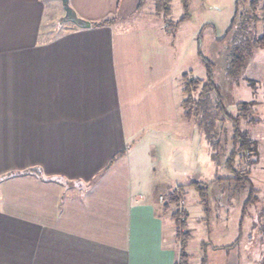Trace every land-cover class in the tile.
<instances>
[{"label": "crops", "instance_id": "obj_1", "mask_svg": "<svg viewBox=\"0 0 264 264\" xmlns=\"http://www.w3.org/2000/svg\"><path fill=\"white\" fill-rule=\"evenodd\" d=\"M67 2L89 27H66L61 0H0V176L46 178L0 181V264H174L154 185L165 154L192 161L175 33L153 0ZM244 70L264 105V48ZM176 124L189 144L164 141Z\"/></svg>", "mask_w": 264, "mask_h": 264}, {"label": "rangeland", "instance_id": "obj_2", "mask_svg": "<svg viewBox=\"0 0 264 264\" xmlns=\"http://www.w3.org/2000/svg\"><path fill=\"white\" fill-rule=\"evenodd\" d=\"M234 2L235 0H188V17L179 25L174 34V51L177 58L173 61L172 54L171 59L172 64L175 63L173 66L177 72H191V77L203 79L205 71L196 54L197 35L201 31L200 49L202 54L213 63V78L223 95L227 111L236 114L237 102L254 100L252 108L255 115L248 116L247 120L255 121L248 123L242 120L240 127H249L251 131L255 126L254 133H250L251 139L256 141V151L249 157L245 154L247 158L243 159L251 162L245 166V169L248 171L247 178L254 188L256 201L244 208L241 220L242 204L247 197L248 186L242 187V191L238 192L235 186L236 180H218L216 182L213 180L215 167L209 159L206 162V157L201 152L203 150L201 145H204L203 137H200L202 133L193 125L192 161L175 171L171 164H168L170 162L165 154L164 163L160 162V166L156 169L158 180L154 185L157 193L161 194L168 187L172 188L178 184L186 185L182 206H185L188 213L187 231L192 235L186 249L190 264H199V245L202 241H209L215 246H228L239 235V240L233 244L232 248L212 249L208 246L207 264H264V234L262 233L264 231V105L256 107V101L262 100V93L256 91L252 94L254 90L251 84L253 82L248 78H243V73H246L243 68L238 74H227L226 72L233 48L240 43L239 33L242 31L236 25L224 39H221L229 29L234 13ZM172 4L170 18L176 21L183 14V10L180 0H173ZM64 20L66 27H75L74 23L65 18V12ZM245 22L247 28L243 30L242 39H248L253 34L250 22ZM165 28L167 29L166 26ZM260 30L258 27L259 32ZM166 133L164 141L167 145L171 144L174 147L173 142L177 139L189 144V136H185L184 130H181L177 124L172 129L168 127ZM217 172L220 177L234 175V173L226 172L223 168ZM161 182H166L168 185ZM196 182L200 185H208L210 210L205 213V216L196 190L193 188ZM157 187L159 188L157 189ZM152 190L154 191V188ZM164 219L168 225L169 217ZM239 223L242 224L239 226ZM171 228L172 234L166 226V241L171 237L175 244L174 247L178 251L179 244L174 241L173 222H171ZM234 246L236 247L234 248ZM225 250L230 254L228 258L227 255L225 256Z\"/></svg>", "mask_w": 264, "mask_h": 264}, {"label": "trees", "instance_id": "obj_3", "mask_svg": "<svg viewBox=\"0 0 264 264\" xmlns=\"http://www.w3.org/2000/svg\"><path fill=\"white\" fill-rule=\"evenodd\" d=\"M180 3L183 14L176 21H172L170 19L172 0H153L154 13L163 20L164 25L171 34H174L178 26L188 17V0H180ZM72 13L74 14L73 10ZM113 19H106L95 25L110 23ZM245 21H249L251 28H253L252 37L250 36L248 39L241 38L244 33L243 30L247 28ZM236 25L242 30L239 33L240 43L233 48L226 69L227 74H238L242 68L244 69L251 51L264 48V0H235L234 13L230 21L229 29L221 39H224ZM258 27L261 29L260 32L258 31ZM200 36L201 31L197 35L196 54L204 68L205 77L203 79L191 77V72L181 74V92L183 94L181 106L183 108V116L186 120L193 122L209 146V158L215 167L213 180L215 182L218 180H236L235 186L238 192L242 191V187L248 186L247 197H245L242 204V220L244 208L256 201L254 188L247 178L248 171L245 169V166L251 164V162L244 160L256 151V141L251 139L249 127L241 128L240 122L242 120L248 123L255 121H252V119L247 120L248 116L255 115V111L252 108L255 102L254 100L237 102L236 114H231L227 111L223 95L213 78V63L201 52L199 45ZM251 85L253 86V84ZM245 154L248 156L246 155L247 157H245ZM222 168L226 172L234 173V175L218 176L219 173L217 170ZM25 174H32L46 179L37 168H29L23 171H13L4 174L0 176V181L8 177ZM55 179L61 181L63 184H68L67 180H62L61 178ZM188 185L191 186V184ZM185 187L186 185L178 184L172 188L168 187L161 194V208L165 213H169L173 222L174 239L179 244L177 258L174 264H190L189 254L186 249L192 235L187 231L188 213L185 210V206H182ZM193 188L196 190L205 216V213H208L210 210L208 203V185H200L196 182ZM240 224L242 223H239V226ZM262 233L264 234V231ZM239 238L240 235L228 246H215L209 241H202L199 245V264H207L208 246L212 249H228Z\"/></svg>", "mask_w": 264, "mask_h": 264}, {"label": "water", "instance_id": "obj_4", "mask_svg": "<svg viewBox=\"0 0 264 264\" xmlns=\"http://www.w3.org/2000/svg\"><path fill=\"white\" fill-rule=\"evenodd\" d=\"M62 4H63V9L65 12V18L68 21H71L72 23L78 25L79 27H83V28H87L90 26V22H88L87 20H82L78 17H76L73 13L72 10L70 9L67 0H61Z\"/></svg>", "mask_w": 264, "mask_h": 264}, {"label": "built area", "instance_id": "obj_5", "mask_svg": "<svg viewBox=\"0 0 264 264\" xmlns=\"http://www.w3.org/2000/svg\"><path fill=\"white\" fill-rule=\"evenodd\" d=\"M160 200H162V198L160 197Z\"/></svg>", "mask_w": 264, "mask_h": 264}]
</instances>
